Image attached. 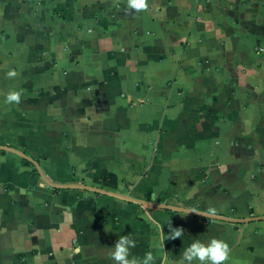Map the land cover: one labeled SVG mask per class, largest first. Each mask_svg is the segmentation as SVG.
Here are the masks:
<instances>
[{"label":"crops","instance_id":"1","mask_svg":"<svg viewBox=\"0 0 264 264\" xmlns=\"http://www.w3.org/2000/svg\"><path fill=\"white\" fill-rule=\"evenodd\" d=\"M0 145L59 184L264 215V0H0ZM23 160L0 151V264H115L122 235L130 260L217 238L225 264H264V220L56 189Z\"/></svg>","mask_w":264,"mask_h":264},{"label":"clouds","instance_id":"2","mask_svg":"<svg viewBox=\"0 0 264 264\" xmlns=\"http://www.w3.org/2000/svg\"><path fill=\"white\" fill-rule=\"evenodd\" d=\"M148 8V0H127L128 10H146ZM9 78L15 77L16 73L10 71L7 73ZM21 93L18 91H10L5 97L7 104H19ZM154 224L163 233V228L153 221ZM171 229L168 234V239L180 238L183 236V230L173 228L168 224ZM163 243V237L161 239ZM136 246V241L128 235L119 236L118 241L114 246L111 253V258L115 264H154V257L151 253L146 254L143 259L133 257L129 259L130 251ZM229 258V246L223 240L217 238L194 239L185 249L179 264H225ZM161 264H168V256L165 254L161 258Z\"/></svg>","mask_w":264,"mask_h":264},{"label":"water","instance_id":"3","mask_svg":"<svg viewBox=\"0 0 264 264\" xmlns=\"http://www.w3.org/2000/svg\"><path fill=\"white\" fill-rule=\"evenodd\" d=\"M0 151L11 152L13 154L20 156L23 159L28 160L36 168L37 172L39 173L41 178L44 180V182L56 189L84 190L92 194L104 195V196L116 198L119 200L127 201L130 203H134V204L141 206L144 209L161 208V209H166V210L175 211V212L192 214V215L207 218L210 220H218V221H224V222H229V223L248 224L251 222L264 220V215H261V216L252 215V216L245 217V218H237V217L219 215V214L211 213L205 210L183 207V206H179V205H175L171 203L143 200L131 194H123V193H119V192L109 190L103 187L91 186L85 183L59 184L49 179L46 176L45 172L43 171L39 161L30 157L25 152L19 149H16L14 147L7 146V145H0Z\"/></svg>","mask_w":264,"mask_h":264},{"label":"trees","instance_id":"4","mask_svg":"<svg viewBox=\"0 0 264 264\" xmlns=\"http://www.w3.org/2000/svg\"><path fill=\"white\" fill-rule=\"evenodd\" d=\"M23 161H24L25 164L33 166L28 160L24 159ZM34 172L38 173L35 167H34Z\"/></svg>","mask_w":264,"mask_h":264}]
</instances>
